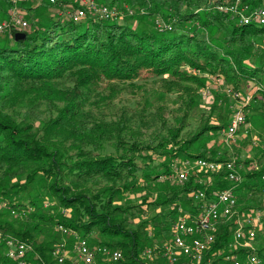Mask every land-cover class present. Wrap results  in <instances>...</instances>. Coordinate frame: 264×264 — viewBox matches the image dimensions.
<instances>
[{"label": "trees", "instance_id": "obj_1", "mask_svg": "<svg viewBox=\"0 0 264 264\" xmlns=\"http://www.w3.org/2000/svg\"><path fill=\"white\" fill-rule=\"evenodd\" d=\"M98 1L137 11L120 21L88 13L74 22L60 6L71 0H22L16 6L28 26L0 39V197L9 205L0 213V264H16L10 239L29 245L28 264H60L53 252L64 237L74 242L70 232L120 252L118 264H230L227 256L253 254L264 264V228L254 251L233 246L238 223L248 231L247 216L264 209V153L236 162L247 168H236L240 183L225 169L195 165L235 158L220 152V137L237 112L215 91L200 103L206 77L225 81L236 100L250 95L243 111L264 120V27L218 11L238 0ZM240 5L264 8V0ZM13 6L0 0L2 19ZM144 82L157 85L155 102ZM179 163L196 166L185 182L180 174L189 170L177 173ZM160 185L165 194L153 192ZM226 189L238 199L237 214L221 220L204 260L176 254L180 218L199 215ZM12 211L19 214L10 221Z\"/></svg>", "mask_w": 264, "mask_h": 264}, {"label": "built area", "instance_id": "obj_2", "mask_svg": "<svg viewBox=\"0 0 264 264\" xmlns=\"http://www.w3.org/2000/svg\"><path fill=\"white\" fill-rule=\"evenodd\" d=\"M14 6L10 10L11 21H0V39L6 32L12 29V27H27L28 22L24 20V12L21 11L16 5L22 0H9ZM43 0H36L37 3H41ZM51 4H56L59 0H48ZM72 3L61 2L60 6L66 9L67 15L69 14L74 22H80L87 17L88 13L97 17L100 20H119L125 17L127 14L132 16L137 11L128 5L124 6V9H120L117 6L112 7L110 5L100 3L98 0H71ZM139 1V0H138ZM218 11L232 12L237 15L241 24H248L252 21L258 26L264 27V8L252 9L248 5H240V0L236 1L234 5L220 4ZM241 112H238L229 127L224 131L226 143H230L233 136L236 135L241 126L246 125V116ZM231 140L227 141L228 138ZM195 165L200 169H206L208 171L219 172L222 169L227 170L228 179L231 182H241V177L237 173L236 161L230 160L228 162H215L204 159H198ZM239 169V168H238ZM180 179L185 182L189 179L188 172H182ZM264 180V176H263ZM206 193L200 192L196 195V200L203 202L206 200ZM238 199L231 189H226L220 194L217 193V197L210 203L207 201L201 204V212L199 215H184L177 222L175 231V244L174 248L177 250L176 254H182L183 256L190 257L195 262H201L204 260V253L208 247L215 242V233L218 230V226L221 220H229L237 214ZM13 213H16L13 211ZM246 227L248 231H243L240 223L236 229L234 237V247L244 244L245 247L254 248L252 240L256 238L257 231L264 228V209L257 210L248 215L246 220ZM74 237V242L70 244H62L53 252L55 258L61 264H118L122 259V254L118 251H112L107 247L92 246L90 242L85 238H80L77 235L68 233ZM242 247V246H238ZM29 248L26 244H20L18 246L12 245V249L9 251L8 256L16 260V264H28L25 260L26 251ZM244 248V247H242ZM226 260L230 264H261L260 258L253 254L248 256L245 260L238 259L237 256H227Z\"/></svg>", "mask_w": 264, "mask_h": 264}, {"label": "rangeland", "instance_id": "obj_3", "mask_svg": "<svg viewBox=\"0 0 264 264\" xmlns=\"http://www.w3.org/2000/svg\"><path fill=\"white\" fill-rule=\"evenodd\" d=\"M104 3V2H103ZM106 4V3H105ZM24 14V20H27L25 13ZM1 15V14H0ZM68 16L70 17V15L68 14ZM3 17L0 16V21ZM124 17H122L120 20H122ZM3 21H7V17L2 19ZM8 21H11V18L8 19ZM205 82V86L200 88L199 90V101L201 104H207L211 101H213V97H215V95L213 94V92L215 91L216 93H220L222 99V104L225 107H228V105L226 103H228L229 105H231V107H233V109L238 113L241 112L240 110H242V113L246 116V117H250V122L248 124V126H243V130L240 131V129L238 130L240 132V134L237 132L236 135L233 136L232 141L229 144H223L222 142H226V138L224 137L222 139V137H220V152L223 153L226 151V149H230L231 151L228 152V156L226 157L227 159H229L230 157H235L234 160L237 161H241V162H246L248 160H257L259 157L262 156V154L264 153V120L262 118H256L252 115H254L253 112L251 111H243V109H245V106L251 102V99L249 98L250 95H247V97L244 94H241L242 98L239 100H236L235 98L232 97L233 94H231L229 87H227L225 81L220 80L218 78H209L206 77L204 79ZM146 83V82H144ZM147 85V92L146 94H150V98L152 102H155L158 99L159 96V90H157V85L154 82H148L146 83ZM131 91H139L137 89L135 90H131ZM249 91V90H248ZM130 92V90H129ZM143 93V92H142ZM126 98H129L128 96H126ZM229 98V99H226ZM225 99V100H224ZM226 101V102H225ZM155 111V110H154ZM151 129H155V128H151ZM154 133H157V131H155ZM239 134V135H238ZM230 138H228L227 141L231 140V135H229ZM209 141V140H208ZM214 144V140H210L209 145L212 146ZM223 144V145H222ZM262 159V160H261ZM261 159H258L259 161H263V165H264V160L263 157H261ZM159 160V159H158ZM239 170L241 172H244L247 168L244 164H239L237 165ZM178 170L177 173H179L182 170H189V178L192 177L193 174V170L196 169L195 165H190L187 166L184 163L180 164L177 166ZM17 178H15L16 180ZM178 179H174L172 182L177 181ZM164 180H162V183L165 185V182H163ZM153 192L158 193L159 195L165 194L167 192V190L165 189V187L163 185H160L159 190H154ZM131 198V201L134 203H138V200L134 198V196H128V199ZM128 201H122L120 202V204H125ZM9 211V205L6 202V200L4 198H2V196L0 197V213L2 211ZM17 213L19 214V212L16 211V213L14 214L12 211V215L8 214V216H6V218H8L10 221L14 220L15 217H13L14 215L18 216ZM55 212H52V214H54ZM67 214V213H66ZM51 231L53 230H58L59 232L62 231L60 228L58 229L56 225H54V227L50 228ZM63 231L58 234L59 238L63 237ZM69 237H72L71 235H69ZM41 239H47V236H41ZM15 240L10 239L8 241V245H14L15 242H13ZM61 240H58V242ZM64 244H70V242L68 241V238L64 237ZM13 242V243H11ZM69 242V243H68ZM29 246V245H28ZM238 246H242L244 248H249L252 251H254V248L251 247H245L244 244L242 245H237ZM241 247V248H242ZM9 253V252H8ZM54 256V254H53ZM55 257V256H54ZM238 259H240L239 257H237ZM62 264V263H61Z\"/></svg>", "mask_w": 264, "mask_h": 264}, {"label": "water", "instance_id": "obj_4", "mask_svg": "<svg viewBox=\"0 0 264 264\" xmlns=\"http://www.w3.org/2000/svg\"><path fill=\"white\" fill-rule=\"evenodd\" d=\"M24 37H25L24 34H17V36H16L17 40H20V39H22Z\"/></svg>", "mask_w": 264, "mask_h": 264}, {"label": "crops", "instance_id": "obj_5", "mask_svg": "<svg viewBox=\"0 0 264 264\" xmlns=\"http://www.w3.org/2000/svg\"><path fill=\"white\" fill-rule=\"evenodd\" d=\"M33 1H36V0H33Z\"/></svg>", "mask_w": 264, "mask_h": 264}]
</instances>
